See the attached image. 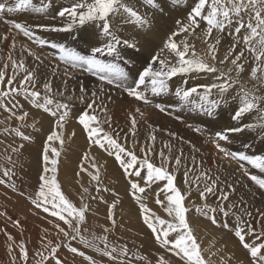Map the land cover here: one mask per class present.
Returning <instances> with one entry per match:
<instances>
[{
  "label": "rangeland",
  "instance_id": "374dc122",
  "mask_svg": "<svg viewBox=\"0 0 264 264\" xmlns=\"http://www.w3.org/2000/svg\"><path fill=\"white\" fill-rule=\"evenodd\" d=\"M56 1L58 2V6H51L48 9L51 13L47 11V13H42L43 15L39 13V15H37L38 17H29L33 18V20H40V18L50 20L56 16L57 13H55V11L60 10L62 7H70L72 4L71 3L68 6L67 0ZM0 2H2V0H0ZM14 2L15 1L13 0L10 3ZM43 2L46 3L47 0H43ZM192 2L196 3L197 0H192ZM39 3L40 5L42 4L41 2ZM40 5L38 4L37 6ZM23 11L24 10L0 15V68H2L5 63H8L9 53H11L12 58L17 62L23 60L24 67L17 69L19 73L17 79L19 80L25 75V70L34 72L36 74V89L40 90L43 95V84L45 83L43 79L45 75L43 73H51L55 65L47 63V66H41L39 60L42 58L39 55H44L47 58L49 57L51 61L58 63V53L54 55L53 53L55 50L51 49L50 46L45 45L40 47V45L25 36L23 41L28 43L30 47L22 51L24 46L26 47V45L23 44V46H20L22 48V50H20V43L15 40L16 37H10V34L7 32L8 30L6 29H9L11 33L16 36L19 31L14 28L10 22L13 20L18 22L19 18H24H18L19 13H22ZM28 13L29 15H36V13L32 11H29ZM152 14L154 15L155 13ZM249 14L251 13L243 14L245 21H247ZM56 17L59 18L58 16ZM177 21L179 20L175 19L174 24L175 26L177 25V28L173 30L172 33L177 31L179 27ZM168 31V26H163L162 28H159L158 32H156V36L153 38V46L157 45L155 51L164 47L165 42H167V39L172 35V33H168ZM228 31L229 29H226L223 34L227 35ZM231 31H234V29ZM54 32L55 31H46L44 29L36 31L38 36L46 40L64 42L66 45L82 51L84 54H88L87 50L90 47H93L83 45L79 40L78 32H74V30L69 34L65 32H58L59 34H57V32ZM168 34H170V36L167 37ZM176 40H179V36L176 37ZM13 41H15L14 48ZM119 47L123 58L122 61L125 60L129 64V67H125L122 63V66H124L125 70L129 72V80L133 81L136 79L138 72L142 70L139 65L142 63L136 62L138 65H136V69H133L134 67L131 68L129 61L131 60L135 62L133 57L140 60L138 55L139 53H142V56H139L144 60V64H146L145 56L147 55V52L145 53L143 50H139L137 45H135V47H127L121 44ZM227 53L228 50L225 55ZM151 54H153L152 57L156 55L154 52ZM189 56H191V54H189ZM152 57H150L149 54L148 62H150ZM251 59L252 58L248 59L247 62L241 60V62H244V69L247 68L244 70L245 73L243 71L239 75L240 82H243L244 85H246L243 90H249L247 89V86L253 89L254 85H256V81L250 78L251 71L248 70L255 66L253 63L255 60L252 59V61ZM59 62L60 63L58 64L65 66L63 62ZM226 64L228 67H226ZM226 64H223L225 70L231 65H229V62ZM155 65L156 67H159L158 64ZM66 68L69 67L66 66ZM69 69L77 72L80 71L79 73H83L85 76L92 78V81L101 82L97 76H94L87 71L73 68ZM11 73L12 66L9 65L8 74L11 75ZM204 75H208V73H201L198 76L190 74L183 79L187 81L188 87L205 85L206 82H204ZM232 76L233 78H236L235 71L232 73ZM54 78H58L56 79V82H53L51 78L47 81L51 83V88L53 87V101L65 103L69 106L67 116L63 123V128L60 129L63 133L64 145L59 149L60 157L57 178L62 191L74 204L79 206L81 195H85L87 203L89 204V211L86 214V223L81 226V235L86 236L89 240H91L93 236L99 237L101 235H107L109 247L117 246V248H119L127 245L128 255L122 257L124 264H157V260L160 257H164L166 264H185L180 257L167 252V250L155 240L154 234L143 221V213L139 208V203L131 195L129 177L124 174L119 162L113 155H109L108 152H105L98 146L90 145L86 131L79 123L78 117L82 111H92V109H89L88 107L93 98L92 92L89 93V91L94 90L92 88V83L87 85L86 81L83 82L80 87L83 89V92L74 87L75 92L69 93V90H67V84L62 82L64 80L62 76H56L54 74ZM74 79L78 80V77L75 76ZM214 80L215 77L211 74L210 81L209 83L207 82V84L214 82ZM219 81L216 82H223V80ZM101 83L109 85L117 91L115 94L108 90L111 96L99 97L100 100L97 105L93 106L94 110L100 116L104 131L110 132L113 135L118 133L120 140L126 141V147L131 148L133 145L131 117L135 116L137 124L134 150L138 156H143L142 149L146 144L152 148V151L149 153L152 163L157 165L160 163L159 153L161 150L165 152L166 156L170 154L173 159L175 156L179 155L181 151L183 152L182 165L180 169L175 172V184L182 193H187L189 186L185 183L184 173L186 170L191 169L188 179L192 182L193 186L190 194L186 195L185 206L190 209L187 214L189 225L193 229L194 235L197 238V243L200 245L201 253L207 264H253L249 251L243 248L238 238L234 235V230L238 223L236 219L237 216L241 217V221H247L248 224L254 228L256 233H259L264 229V190L260 189L255 182L250 179L248 174L244 173L241 164H243L244 168L248 169L250 174L260 176H264V174L252 168L246 162L238 163L235 159L226 157L216 148V143H220L221 147L227 149L229 152L243 151L245 150V145H250V148L247 149L249 154H264V129L253 128L239 133H229L228 141L218 140L215 136L216 131H220V129L221 131L224 130L220 127L221 124H218L221 121L220 114L233 117V114L239 105L235 99L240 95L230 93L229 96L227 95L223 97V99H225L223 101V99L214 96L215 94H213V98L221 99V106L214 111L212 116H209L199 110H189L188 108L182 109L178 106V98L174 95L175 89L178 86H185L182 83V78L180 76L169 81V84L171 85L169 86V93L150 97V103L136 100L134 97L129 96L124 88L117 87L115 84L110 85L106 82ZM241 86L242 85H240V87ZM93 87L100 88L95 85H93ZM233 87L235 88L236 86ZM263 88H259L256 94L264 96ZM106 89L108 88L106 87ZM123 93L126 94L129 99L126 98ZM82 96L83 99H81ZM4 102L8 103V101ZM12 102L22 105L23 111L29 113L26 119V124L21 130L24 131L26 135H29L31 140L22 141L14 134L6 135L4 133L2 126L15 125L16 119L13 118L12 120H9L8 117L10 114L0 108V121H5L4 125L0 123V172L7 168L11 169L14 173V175L9 177H3L0 175V179H5L7 181L6 183L0 184V264H12L13 256H16L15 264H21L18 255V246L21 240H23L28 247L29 264H37V261L41 259V255L48 257L44 261V264H54V258L49 257L48 251L45 250L48 241H52L53 245L56 243L60 244L57 253L59 258L64 261L65 264H88L86 259L73 254L69 250V243L71 246L78 247L82 251H85L87 255L92 256L97 264H112L108 257L100 252H96L93 248L86 247L82 244L79 237L76 240H70V238H65L63 234L58 235V230L54 227L56 220L52 218L50 214L44 213L42 209H36L32 204L31 198H34L35 194L39 191L40 186L39 178L43 170V148L47 136L52 130H54L56 118L52 117L43 109L35 107L31 101L23 95L16 96ZM223 102L228 105L227 108H225L227 105L223 104ZM157 104L164 105L167 110L163 112L160 111L156 107ZM101 105L107 109L106 116L99 111ZM137 108L140 109L139 113L135 111ZM224 109L227 110L226 114ZM231 110L232 113H230ZM257 110V112H254L253 110L252 112L245 114L241 121H234L232 119L229 122V119L226 118V122L223 126L227 127L228 125L229 128H232L239 127L247 122L254 124L264 123V104H261L260 108ZM17 114H20L19 109H17ZM259 115L262 117V120ZM252 116L254 119L259 118L260 121H254ZM107 117L111 118L110 124L103 123V120ZM197 128L200 129L199 132L196 131ZM152 133H155L156 136L154 144H152L149 139ZM38 136L44 138L41 145H33L35 139H40ZM20 144H23L22 148L15 153L11 152L9 146L17 147ZM165 145L168 147H165ZM54 146L59 148V142H55ZM23 151H25L28 156L26 160L20 162V159L18 158L21 157ZM84 153L88 154L89 160H83ZM7 156H11V162L6 159ZM93 158L100 169L99 187L101 189L107 188L108 191H96V182L91 181L87 172L86 175L80 172L81 163L83 162L88 166L90 160ZM193 159L195 160V165L193 164ZM29 164L33 165L31 168L32 173L34 172V174L29 170H26V168H29ZM13 165H15V167H13ZM169 169L175 171L174 163L169 165ZM202 170L203 172L208 173L213 179L218 178V192L216 195H208L206 201L207 204L212 208H217L218 204H222L225 211L229 212V215L225 217L219 210H217L215 213L217 219L216 224L212 223V221L202 213L195 211V208L193 207V205L199 206L204 203V201L200 199L199 190L203 188L206 181L203 179L196 181L194 179V177L201 175ZM89 171H92V169L89 168ZM143 174L144 173H142V175ZM197 183H199L200 189L195 186ZM11 184H15V188L11 187ZM141 184L143 186L142 181ZM162 186V183L158 182V184H153L150 189H146V194H141L142 201L152 210L153 213H155L156 216L168 223H175L173 216L169 215L166 211V201L165 206L156 203L154 193L158 191V187ZM229 186L234 189V191L230 193L227 201L220 202L218 200L219 192L228 191ZM84 187L89 189L87 194L83 193ZM93 197H95V199H93ZM160 199L164 200L163 194H161ZM114 201L117 204L115 209L116 224L112 225L109 208ZM28 212H31L29 215L31 217H27ZM17 219L21 222L19 227L14 223ZM223 223H227L228 227H223ZM61 226L68 230L63 222H61ZM157 227L166 228L167 223L165 225H160L157 222ZM105 228H110L111 231L105 233ZM45 230L47 231L45 232ZM8 233L15 237L14 243L9 241ZM176 235V232H170L169 239H174ZM246 240L250 243L253 241L256 243L264 242V238L256 240L255 236L246 237ZM10 244L11 247L15 249V251L11 253L9 252ZM99 246L101 248L104 247L102 243L99 244ZM141 257L143 259H141Z\"/></svg>",
  "mask_w": 264,
  "mask_h": 264
},
{
  "label": "snow or ice",
  "instance_id": "6c2138e0",
  "mask_svg": "<svg viewBox=\"0 0 264 264\" xmlns=\"http://www.w3.org/2000/svg\"><path fill=\"white\" fill-rule=\"evenodd\" d=\"M146 3L153 8H160L157 0H146ZM52 6L51 0L42 3L40 6L33 3V0H15L14 3L9 4L8 0L0 2V15L4 13H14L22 10H31L35 13H47L48 9ZM207 8V11L205 9ZM162 10V9H161ZM125 13V23H133L140 28L148 27L150 22L146 16L136 10L133 6L124 3L123 0H74L70 7H62L57 12L56 16L66 20L62 25H37L36 28H42L46 31L66 32L70 33L74 28L84 26L86 24H93L98 29V36H103L104 40L98 42V46L90 47L84 54L82 51L74 47L66 45L64 42H55L46 40L36 34L34 28L15 20L11 21L13 27L19 30L25 37L33 40L40 46L48 45L51 49L55 50L53 53H58L59 61L63 62L66 66L73 69L87 71L94 76H97L101 82L107 84H115L117 87H122L131 97L144 103H150V97L161 96L169 93V81L173 78L180 76L184 87H176L174 95L178 98V106L188 108L189 110H199L209 116H212L214 111L221 106V99L225 93L229 91L234 85L238 84L239 75L244 71V62L241 58L244 57L245 51L254 54L255 67L251 69V78L256 81V85L252 90H243L242 95L239 96V105L234 112L232 119L241 121L245 114L257 110L261 104H264V96L256 94L259 88L264 87V0H197L195 5L188 13L187 21H177L179 25L177 31L173 32L164 45L163 50H167L173 56V61L166 58H161L159 53L151 58V63H148L141 71L138 72L135 80L129 82L128 72L122 66V56L120 52V45L123 44L127 47H135V44H130L129 40L121 39L120 35L115 30V25L111 23V17L118 13ZM245 13H251L247 21L244 19ZM56 17H53L55 19ZM201 22L206 24L204 36L207 39L211 37L212 42L208 44L206 55L210 60L196 55L194 46L191 45L187 39L181 40L179 43L176 40L180 34L187 36L189 33L195 34L196 30L200 27ZM229 29L227 35L230 37H242V42L245 45L241 48L234 58H231L235 53L236 46L241 42L240 39L234 38L233 42L225 55L224 60L220 63L224 64L230 60L233 67L224 68L216 66V56L218 46L220 44V36H212L215 29L218 33H224L225 29ZM234 29V32L231 31ZM243 30V32H242ZM15 41H13V48ZM191 52V56L189 53ZM158 64L159 67L153 65ZM9 65L12 66L11 75L8 74ZM24 67L23 60L17 62L12 58L11 53L8 55V63H5L0 68V108L8 112L10 115L9 120L15 118L19 124L15 128L5 127L3 129L6 135L14 134L22 141H30L31 137L26 135L21 130L26 124V119L29 115L28 112L23 111V106L12 102L16 96L23 95L29 99L31 103L45 112L55 117L54 130L47 136L46 143L43 148L42 160L43 170L40 175L39 191L31 198V202L36 209H42L44 213L50 214L56 220L54 227L58 230V235L63 234L65 238L76 240L78 237L80 242L86 247L93 248L96 252L102 253L108 257L112 264H124L122 257L128 255L127 245L117 248V246L109 247L107 235L99 237L93 236L89 240L86 236L81 235V226L86 223V214L89 211V204L87 203L85 195H81L80 204H74L62 191L61 185L58 181V164L60 157V148L64 145L63 133L60 129L63 128V123L69 109L68 104L54 102L52 99V88L50 82L43 84V95L40 90L36 89L35 79L36 74L32 71L25 70V75L21 79H17L18 71ZM236 72V78H233L232 73ZM201 73L213 74L215 76L214 82L205 85H195L192 87L187 86V81L184 77L190 74L200 75ZM259 73V75H258ZM223 80L222 83L215 81ZM213 90H216V96L221 99L213 98ZM83 92V89H81ZM103 91V89H101ZM92 100L89 103V109L92 111H82L78 117L79 123L86 131L87 139L90 145L98 146L100 149L113 155L119 162L124 174L129 177L131 195L139 203V208L143 213V221L147 227L154 234L155 240L175 256L181 258L185 264H207L197 243V238L194 235L193 229L189 225L188 212L189 208L185 206L186 195H189L192 188V182L188 179L191 169L185 171V183L188 184V192L182 193L176 186L175 172L178 171L182 165L183 152L175 156L173 159L171 155H165L163 150L160 151L159 165L152 163L149 153L152 148L147 144L142 149L143 156H138L135 152V135L137 120L135 116L131 117V135L133 137V145L131 148L126 147V141H121L119 134L113 135L110 132L104 131L100 116L94 110L93 106L97 105L100 100L96 93H92ZM12 98V99H10ZM83 99V96L81 97ZM4 101H8L5 103ZM156 107L160 111H166L164 105L157 104ZM17 109L20 114L17 115ZM99 111L105 116L107 109L101 105ZM137 113L140 109H135ZM110 117L103 120L104 124H110ZM2 123V122H0ZM34 126V125H33ZM261 128L264 129V123L254 124L246 123L239 127H232L215 133L218 140L228 141L229 133H239L244 130ZM200 131L199 128L196 129ZM152 144L155 143L156 136L152 133L149 137ZM55 142H59V148L54 146ZM11 152L15 153L23 144L17 147H12ZM165 147H168L165 145ZM216 148L219 149L226 157L235 159L238 163L246 162L252 168L264 174V154H249L247 149L250 145H245L243 151L229 152L227 149L221 147L220 143H216ZM170 152V150H169ZM6 159L11 162V156ZM83 160H89L88 154L84 153ZM175 171L169 169V165L173 164ZM195 165V160L193 159ZM15 167V165H13ZM241 167L245 174L250 176V179L262 190H264V176L250 174L247 168ZM89 168L92 171H89ZM82 172H87L91 181L96 182V191H108L107 188L101 189L100 182V169L97 166L94 158L90 160L89 165L86 166L83 162L80 165ZM142 173H144L142 175ZM3 177L14 175L11 169H3L0 172ZM196 181L201 179L205 180L203 188L200 189L199 183L195 186L200 189L199 196L204 203L202 205H193L195 211L202 213L208 217L212 223L216 224L217 219L215 213L219 210L225 217L229 215L225 211L222 204H218L217 208H212L207 204V197L209 194L216 195L218 192V178L213 179L208 173L201 171L200 176L194 177ZM143 182V186L141 184ZM5 179H0V184L6 183ZM162 183V187H158V191L154 193L156 203L165 206L169 215L173 216L175 223H168L160 217L156 216L148 206L143 203L141 194H146V189H150L153 184ZM15 188V184H11ZM234 191L229 186L228 191L219 192L218 200L220 202L227 201L230 193ZM89 189L83 188V193L87 194ZM161 194L164 200L160 199ZM95 199V197H93ZM117 207L114 201L110 208L111 224H116L115 209ZM234 207V205H233ZM211 214V215H210ZM250 215V213H249ZM238 223L235 226L234 235L238 238L243 248L247 249L253 264H264V242L256 243L248 242L246 237L255 236L256 240L264 238V229L256 233L254 228L248 224L247 221H241V217H236ZM61 222L66 225L61 226ZM157 222L160 225H165L166 228H158ZM17 227L21 222L19 219L14 221ZM223 227H228L227 223H223ZM47 230H45L46 232ZM86 231V229H85ZM110 228H105L104 232H110ZM176 232L177 235L174 239H169V233ZM11 242H15V237L10 233L7 234ZM46 239V236H45ZM99 242V243H98ZM103 244L101 248L99 244ZM19 258L21 264H29V251L26 243L21 240L19 243ZM60 244L53 245L52 241H48L46 251L49 257L54 258V264H65L57 253ZM69 250L88 261V264H97L92 256L87 255L78 247H73L69 243ZM15 249L9 245V252H14ZM48 257L41 255V259L37 264H44ZM141 259H143L141 257ZM16 256L12 257V264H15ZM157 264H166L164 257L157 260Z\"/></svg>",
  "mask_w": 264,
  "mask_h": 264
},
{
  "label": "bare ground",
  "instance_id": "6f19581e",
  "mask_svg": "<svg viewBox=\"0 0 264 264\" xmlns=\"http://www.w3.org/2000/svg\"><path fill=\"white\" fill-rule=\"evenodd\" d=\"M13 0H9V4H12L10 2H12ZM15 1V0H14ZM45 1V0H44ZM66 1V0H65ZM68 1V6L69 4L73 3L74 0H67ZM44 3L43 0H33V3L34 4H39L40 3ZM52 2V6L53 7H56L58 6V2L56 0H51ZM89 2H91V0H89ZM124 3H127L129 4L130 6H133L136 10H138L141 15L143 16H146V18L149 20L150 24L148 27H145V28H140L138 26H136L135 24L133 23H125V19H126V14L121 12V13H118L114 16L111 17V23L113 25H115V30L116 32L120 35V37H122L121 39H127L129 40L130 43H133L135 45H137L139 47V50H143L145 53L147 52V54H150V57H152L153 54L151 53H159L160 57L161 58H166L168 59L169 61H173V56L172 54H170L166 49L161 51L162 49H164V47H161L160 49H158L157 51H155V49L157 48V45L153 46V38L156 36V32H158L159 28H162L163 26H168L169 28V32L172 33L173 30H175L177 27V25L175 26V19L181 21V22H186L187 21V17H188V13L190 12L191 8L195 5L194 2H192V0H157V3L160 5V8H153L151 6H149L147 3H146V0H123ZM225 2H227V0H225ZM37 4V5H38ZM71 6V5H70ZM162 9V10H161ZM29 11L31 10H24L22 13H19V17H24V18H19L18 19V22L19 21H23V20H26L24 24L32 27L35 29V31H38V30H41L42 28H36L37 25H62L63 23L66 22L65 19H60V18H56L53 19L51 18L50 20H45L44 18H40V20H33V18H30V17H38L37 15H39V13H36V15H29ZM49 11V10H48ZM59 10L55 11V13H57ZM205 11H207V8L205 9ZM155 13L154 15L152 13ZM49 13H51L49 11ZM42 14V13H41ZM43 15V14H42ZM50 15V14H49ZM250 15V14H249ZM30 16V17H29ZM23 23V22H22ZM206 24L204 22H201L200 24V27L196 30L195 34L193 35L192 33H189L187 36H185L183 33L179 35V40H184V39H187L188 42L194 46V49H195V52H196V55L197 56H200V57H204L206 60H210V58L206 55L207 53V47H208V44L212 42V39L211 37H208L207 39L205 38L204 36V31L206 29ZM167 29V28H166ZM227 29V28H226ZM225 29V30H226ZM8 30L7 32L10 34V37H16L15 40H17L20 44H19V47L20 46H23V44L26 45V47L24 46L23 50L22 48L20 47V50L24 51L26 48L30 47V45H28V43H26L24 40V35L19 31L16 36L11 33V31L9 29H6ZM74 32H78V35H79V40L80 42L85 45V46H98V42H102L104 40V37L102 36H98L97 33L99 32V29H97V27L93 24H86L84 26H79L77 28H74L73 29ZM163 30V29H162ZM161 31V30H160ZM234 32V31H233ZM52 33V32H51ZM55 33V32H54ZM66 33V32H65ZM38 34V33H36ZM57 34H59L57 32ZM69 34V33H68ZM216 35H219L220 36V44L218 46V51H217V56H216V66L219 67V68H225L223 67V64L220 63L221 60H224V57H225V53L227 52V50L230 48L232 42H233V39L234 38H238L241 40L240 43L237 44L236 46V50H235V53L233 54L234 56H232L231 58H234L235 57V54H238L240 49L241 48H244L245 45L243 44L242 42V37H230L228 35H224L223 33H218L215 29L213 30V33H212V36H216ZM56 36V35H55ZM170 36V34L167 35V37ZM52 37V36H51ZM50 37V39H51ZM54 38V37H53ZM159 39V38H158ZM168 40V39H167ZM177 40V42L179 43L180 41ZM161 41V40H160ZM166 41V40H165ZM29 42V41H28ZM166 43V42H165ZM12 44V43H11ZM165 45V44H164ZM17 46V45H16ZM18 47V48H19ZM41 47V46H40ZM42 49H45V48H42ZM138 49V48H137ZM44 51V50H43ZM39 54V53H38ZM142 53H139V55H141ZM144 54V53H143ZM191 54V52L189 53ZM125 55V54H124ZM129 55V54H128ZM138 55V58L140 60H137L135 59V57H133L135 60V62L133 61H129L130 62V66L131 68L133 69H136V65H138L137 63H142V64H139L140 65V68H143L145 67L148 63L150 62H147L146 64H144V60ZM42 59L39 60V62L41 63L40 65L42 66H47V63H52L55 65L54 69L51 71V73H48V72H45L43 73L45 76H44V82H47L49 81L51 78L53 80V82H56L58 78H54V74L56 76H62V78L64 79L62 82L66 83L68 88L67 90H69V93H73L75 92L74 90V87H76L77 89L81 90V84L83 82L86 81V84L88 85L89 83H92V88L94 90H91L89 91V93H96V96L97 97H103V96H111L110 92L108 90H110L111 92L115 93L116 94V89L110 87L109 85H106L104 83H101L99 81H92L90 77H87L85 76L83 73H79L75 70H72V69H69V68H66V65H60L58 63H60L58 61V63H54L53 61H51V59L48 57H45L44 55H39ZM132 56V55H131ZM142 56V55H141ZM137 57V56H136ZM46 58V59H44ZM254 59V54L249 52V51H245V55L244 57L241 58L242 61H245L247 62L248 59ZM251 59V60H252ZM250 60V61H251ZM255 60V59H254ZM43 61V62H41ZM253 61V60H252ZM38 62V61H37ZM137 62V63H136ZM174 62V61H173ZM229 62V65L231 64L230 63V60L229 61H226L224 64L228 63ZM249 62V61H248ZM121 63L124 64L125 67H129V64L123 60ZM253 63L255 64V62L253 61ZM38 66V65H37ZM35 67V66H34ZM156 67V65L154 66ZM226 67L227 64H226ZM233 66L230 65L229 68H231ZM255 67V66H254ZM48 69V68H47ZM130 69V68H129ZM247 69V68H246ZM244 69V70H246ZM140 70V69H139ZM225 70V69H224ZM251 71V68L248 69ZM34 71V70H33ZM133 71V70H132ZM227 71V70H225ZM249 71V72H250ZM37 73V72H36ZM39 73V72H38ZM129 73V72H128ZM234 73V71H233ZM236 73V72H235ZM245 73V71H244ZM203 74V73H202ZM247 74V72H246ZM41 75V74H40ZM244 75V74H243ZM242 75V76H243ZM78 77V80H75L74 77ZM131 76H134V75H131ZM210 76L211 74H208V75H204L203 78H205L204 82H207L209 83L210 81ZM212 76H214L212 74ZM247 76V75H246ZM250 76V75H249ZM41 77V76H40ZM129 77H130V74H129ZM179 77V76H177ZM197 77V76H196ZM202 77V76H201ZM215 77V76H214ZM202 78V79H203ZM243 78V77H242ZM251 78V76H250ZM55 79V80H54ZM214 79V78H213ZM241 79V78H240ZM249 80V78H248ZM247 80V81H248ZM130 81V80H129ZM132 81V80H131ZM130 81V82H131ZM175 81H178V80H175ZM241 81V80H239ZM251 81V80H250ZM216 82V81H215ZM220 82V81H219ZM218 82V83H219ZM255 82V81H254ZM199 83V82H198ZM37 85V84H36ZM39 85V84H38ZM93 85L95 86H99L100 88H97V87H93ZM240 85L244 86L242 87L243 89H245L246 85H244L243 82H239L238 84L234 85L236 86L235 88L232 87L231 89H229V91L227 92V94H225L224 96H229L230 93H234L236 95H242V92H241V87ZM63 87H64V84H63ZM106 87L108 89H106ZM53 88V87H52ZM62 88V86H61ZM263 88V87H262ZM63 89V88H62ZM101 89H103V91H101ZM247 89L249 90H252L251 88H249L247 86ZM264 89V88H263ZM234 90V91H232ZM124 94V93H123ZM213 94H215L214 96H216V90H213ZM124 96H126V98L129 99V97L124 94ZM155 99V98H154ZM223 99V98H222ZM225 99H223L224 101ZM235 101L237 103H239V97L237 99H235ZM138 103V102H137ZM225 111V114L227 113V110L224 109ZM258 110H254V112H257ZM252 114V113H251ZM18 115V114H17ZM256 115V114H255ZM254 115V116H255ZM258 116V115H257ZM260 116V115H259ZM253 117V116H252ZM220 118H221V121L218 123V124H221L220 127H222L224 130L229 128L228 125L227 127L226 126H223V124L226 122V118L229 119V122L230 120H232V117L229 116V115H223V114H220ZM262 117L260 116V119ZM254 119V117H253ZM260 119H254V121H260ZM262 120V119H261ZM218 121V120H217ZM235 121V120H234ZM2 122L1 124L4 125L5 124V121L2 120L0 121ZM248 123V122H247ZM16 124L18 125L19 124V121L16 120ZM4 125L2 126V129H4L5 127H11V128H15L17 127V125ZM227 124V123H226ZM234 124V123H233ZM223 130V131H224ZM189 131V130H188ZM221 131V129H220ZM205 132V130H204ZM216 132H219V131H216ZM206 133V132H205ZM204 133V134H205ZM209 136V135H208ZM244 136V135H243ZM40 139H35V143H33V145L35 144L36 146L38 145H41L42 141L44 138H42L41 136H38ZM205 138V137H204ZM209 140V139H208ZM215 142V141H214ZM231 148V147H229ZM233 148V147H232ZM235 148V147H234ZM27 153L25 151L22 152L21 154V157L18 158L20 159L19 161L22 162V160H26L27 159ZM218 158V157H217ZM233 163V162H232ZM33 165H30L29 164V168H26V170H29L31 173H32V167ZM25 169V168H23ZM35 169V168H33ZM35 171V170H34ZM241 171V170H240ZM81 173H83L84 175H86V172H82L80 170ZM34 174V172L32 173ZM33 213V212H32ZM31 214V212H28V216L27 217H31L29 216ZM40 221V220H39ZM49 225V224H48ZM229 241V240H228ZM206 256V255H205Z\"/></svg>",
  "mask_w": 264,
  "mask_h": 264
}]
</instances>
